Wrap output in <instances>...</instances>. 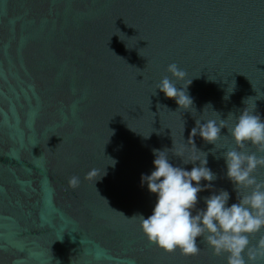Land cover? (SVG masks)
<instances>
[{
  "label": "water",
  "instance_id": "water-1",
  "mask_svg": "<svg viewBox=\"0 0 264 264\" xmlns=\"http://www.w3.org/2000/svg\"><path fill=\"white\" fill-rule=\"evenodd\" d=\"M172 63L195 109L157 90ZM255 105L264 119V0H0V264H226L202 238L198 255L165 253L132 217L155 206L140 179L154 149L189 171L207 154L234 203L228 114ZM220 118L194 149L195 122Z\"/></svg>",
  "mask_w": 264,
  "mask_h": 264
},
{
  "label": "clouds",
  "instance_id": "clouds-1",
  "mask_svg": "<svg viewBox=\"0 0 264 264\" xmlns=\"http://www.w3.org/2000/svg\"><path fill=\"white\" fill-rule=\"evenodd\" d=\"M166 71L171 76H164L157 90L167 99H173L177 110L195 109L187 92L192 80L187 82L186 87L178 88L174 80L183 81L185 71L175 63L169 64ZM228 117L234 119L227 129L234 147L224 151L222 158L226 167L225 177L235 192V202L229 205L228 191L212 190L211 185L217 175L207 167L206 153L203 160L193 156L183 161L184 165H193L189 171L170 161L169 149H154V171L149 175L142 174L140 179L141 185H146L148 192L156 196L155 206L147 218L143 215L132 218H139L140 229L148 242L165 253L178 250L184 256L198 255V240L202 238L214 256L226 257V264H262L264 180L258 179L255 173L257 169L264 168V119L256 112V105L252 110L245 106L238 116L230 112ZM225 128V119L221 118L203 123L196 121L188 139L194 149V138L197 136L215 146ZM249 148L255 151L247 150ZM96 176L97 170L92 169L86 178ZM201 181L205 182L204 186ZM79 183V177L69 178L70 188H77ZM202 191H211L212 194L203 198L204 208H198V194ZM258 234L259 238L253 243L252 237Z\"/></svg>",
  "mask_w": 264,
  "mask_h": 264
}]
</instances>
